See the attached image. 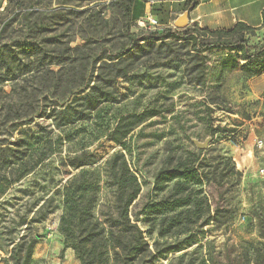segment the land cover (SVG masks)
Returning a JSON list of instances; mask_svg holds the SVG:
<instances>
[{"label": "rangeland", "instance_id": "374dc122", "mask_svg": "<svg viewBox=\"0 0 264 264\" xmlns=\"http://www.w3.org/2000/svg\"><path fill=\"white\" fill-rule=\"evenodd\" d=\"M113 1L53 0V8L66 3L85 11L101 4L96 9L101 13L100 26L91 21L89 10L81 19L70 17L72 30L59 25L46 37L65 34L63 41L73 38L75 46L82 44L81 35L88 36L97 27L109 48L125 30L121 9L111 5ZM149 1L156 3L150 4V17L155 18L154 9L165 2L174 9L162 15L173 19L184 0H144ZM6 6L7 0H0V12ZM132 26L131 32L139 36L153 31L147 24ZM20 28L14 29L18 36ZM15 33L6 34L2 43ZM244 36L251 52L264 45V27ZM215 40L202 37L198 48ZM222 41L235 43L237 38ZM136 53L132 75L115 82L108 89L114 93L110 101L85 120L58 129L51 120L41 119L12 134L0 118V264H81L75 251L65 247L60 232L62 209L39 213L56 187L66 182L60 172L62 158L83 150L100 163L114 153L125 154L142 185L131 215L140 220L152 264H264V88L241 75L220 76L225 49L200 54L187 43L169 41L162 48ZM0 90L6 100L11 84ZM151 110L162 113L132 132L124 147L113 141L120 138L116 128L121 121L127 126ZM218 129L233 132L212 133ZM21 138L24 144L15 145ZM195 141L208 142L202 154ZM170 158L191 160L204 174L203 195L211 206L212 221L192 233L178 235L174 229L161 238L158 232L164 218L147 225L142 210L165 196L155 192V176ZM189 236L196 244L190 245Z\"/></svg>", "mask_w": 264, "mask_h": 264}, {"label": "trees", "instance_id": "16d2710c", "mask_svg": "<svg viewBox=\"0 0 264 264\" xmlns=\"http://www.w3.org/2000/svg\"><path fill=\"white\" fill-rule=\"evenodd\" d=\"M136 1L111 2L121 9L125 30L107 48V40L97 27L90 35H81L82 44L75 46L73 38L63 41L65 34L46 37L59 25H69L68 30H72L74 21L70 17L81 19L89 10L91 21L100 26L101 13L96 9L101 4H94L85 11L66 3L53 8V0H7L5 10L0 12V87L8 82L11 90L6 100L0 97V118L12 134L36 120H51L55 128L63 129L89 118L113 97L114 93L108 89L119 79L132 75L137 65V50L159 49L169 41L187 43L200 54L225 49L228 53L220 65V76L234 74L254 79L264 74V45L251 52L244 36L254 34L255 29L243 23L231 30L217 31L166 27L139 36L131 32ZM197 5V0H188L186 9ZM16 25L21 27L20 36L14 31ZM10 33L15 36L2 43L4 36ZM207 35L217 40L198 48L200 39ZM234 37L237 38L235 43L222 41ZM200 85L205 84L200 81ZM161 113L147 111L127 126L121 121L116 128V132L121 133L120 138L113 141L124 147L123 142L132 132ZM220 131L233 132L218 129L212 133ZM20 144H24L23 138L15 143ZM60 172L66 182L56 187L41 206L39 215L48 209H62L60 232L65 247L75 251L80 263L152 264L154 257L140 220L138 217L133 220L131 215L142 185L125 154L114 153L100 163V159L83 150L62 158ZM204 178L195 162L170 158L155 176V192L166 194L143 208V223L150 225L164 218L158 232L161 238L168 237L174 229L178 235H183L209 225L211 206L203 195ZM170 214L172 217L168 218ZM191 237L187 240L192 246L196 242Z\"/></svg>", "mask_w": 264, "mask_h": 264}, {"label": "crops", "instance_id": "0c3cea01", "mask_svg": "<svg viewBox=\"0 0 264 264\" xmlns=\"http://www.w3.org/2000/svg\"><path fill=\"white\" fill-rule=\"evenodd\" d=\"M198 5L186 9L188 0L182 1L179 10L176 11L173 19H166L162 14L173 12L172 4H160L154 9L155 18L161 22L163 28L173 27L176 20L189 11V27L207 29L210 31L231 30L238 23H243L255 30L264 27V0H197ZM155 2L144 0L136 1L134 12L135 23L139 24L145 20L150 10V4ZM255 83L264 88V74L254 78Z\"/></svg>", "mask_w": 264, "mask_h": 264}, {"label": "water", "instance_id": "95a60500", "mask_svg": "<svg viewBox=\"0 0 264 264\" xmlns=\"http://www.w3.org/2000/svg\"><path fill=\"white\" fill-rule=\"evenodd\" d=\"M189 27V11H186L183 15H181L176 22L174 23V28L184 30ZM195 144L198 149L204 150L208 147V142L204 144L195 141Z\"/></svg>", "mask_w": 264, "mask_h": 264}, {"label": "built area", "instance_id": "2783aa9c", "mask_svg": "<svg viewBox=\"0 0 264 264\" xmlns=\"http://www.w3.org/2000/svg\"><path fill=\"white\" fill-rule=\"evenodd\" d=\"M153 5V3H152ZM147 24V28L155 30L162 29L163 27L159 24L158 20L153 16L147 15L146 19L139 23L140 26H145ZM262 145V144H261Z\"/></svg>", "mask_w": 264, "mask_h": 264}]
</instances>
